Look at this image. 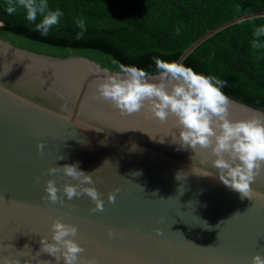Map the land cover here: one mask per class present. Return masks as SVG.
Here are the masks:
<instances>
[{
	"label": "water",
	"instance_id": "water-1",
	"mask_svg": "<svg viewBox=\"0 0 264 264\" xmlns=\"http://www.w3.org/2000/svg\"><path fill=\"white\" fill-rule=\"evenodd\" d=\"M259 17L264 10L216 26L176 62L184 64L227 27ZM118 71L0 32V264H56L38 253L41 237L51 239L56 218L78 227L85 248L80 264H251L253 255L264 254V169L252 184V198H241L218 177L199 174L215 173L204 162L207 153L178 149L169 137L171 120L160 124L146 110L121 115L96 99L97 83ZM228 97L233 119L251 116L247 110L264 113ZM68 164L86 173L99 168L93 180L103 194L102 212L92 211L95 204L86 195L65 197L63 205L45 202L48 179L57 181L61 194L65 183H78L62 171L48 174ZM117 189L110 203L108 194Z\"/></svg>",
	"mask_w": 264,
	"mask_h": 264
},
{
	"label": "clouds",
	"instance_id": "clouds-1",
	"mask_svg": "<svg viewBox=\"0 0 264 264\" xmlns=\"http://www.w3.org/2000/svg\"><path fill=\"white\" fill-rule=\"evenodd\" d=\"M21 9L27 21L33 23L35 30L44 36L59 25L64 15L59 8L50 9L48 0H8L5 8L9 15ZM76 25L81 29L77 34V39H80L87 30L85 19L78 18ZM251 47L254 50L264 49V25L254 28ZM153 59L158 75L150 77L144 69L121 64L118 72L106 74L97 83L96 99L111 104L121 115L132 116L146 110L160 124L171 120L173 131L169 137L178 149H190L195 154L207 153L204 162L210 161L215 173L201 171L199 174L218 177L241 198H252V184L259 171L264 169V113L247 110L253 114L233 119L232 101L222 91L226 81L198 73L183 63L157 57ZM37 147L43 153L44 144L40 143ZM60 171L78 183H65L61 194L57 181L48 179L44 189L47 194L43 198L45 202L63 205L65 197L70 201L86 195L95 204L93 212L104 210L103 194L94 186L95 171L86 173L78 164H68L53 166L48 169V174L55 175ZM36 183H40L39 177ZM118 192L119 189L108 194L110 203H115ZM50 229L51 239L41 237L38 253L53 257L56 264H60L61 260L63 264H80L85 248L78 240V227L56 218L51 222ZM156 232L162 234L160 229ZM113 235L109 230V236ZM15 264H20L19 260ZM26 264L29 262L26 261ZM87 264H95V261L90 260ZM251 264H264V254L258 252L253 255Z\"/></svg>",
	"mask_w": 264,
	"mask_h": 264
},
{
	"label": "trees",
	"instance_id": "trees-1",
	"mask_svg": "<svg viewBox=\"0 0 264 264\" xmlns=\"http://www.w3.org/2000/svg\"><path fill=\"white\" fill-rule=\"evenodd\" d=\"M7 2L0 0V32L117 68L131 65L146 72L157 71L154 57L176 61L207 31L264 10V0H48L50 9L59 8L64 15L44 36L22 9L9 15ZM78 18L87 25L80 39ZM261 25L264 17L227 27L196 48L184 65L226 81L222 89L226 95L264 109V49L251 47L253 30Z\"/></svg>",
	"mask_w": 264,
	"mask_h": 264
}]
</instances>
